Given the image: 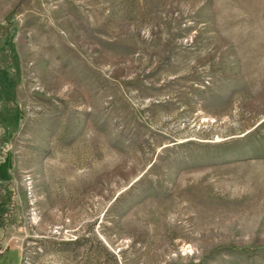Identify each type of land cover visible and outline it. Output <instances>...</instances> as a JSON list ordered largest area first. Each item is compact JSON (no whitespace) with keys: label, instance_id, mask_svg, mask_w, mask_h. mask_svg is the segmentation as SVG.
<instances>
[{"label":"rangeland","instance_id":"obj_1","mask_svg":"<svg viewBox=\"0 0 264 264\" xmlns=\"http://www.w3.org/2000/svg\"><path fill=\"white\" fill-rule=\"evenodd\" d=\"M0 264H264V0H0Z\"/></svg>","mask_w":264,"mask_h":264}]
</instances>
